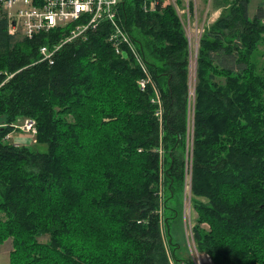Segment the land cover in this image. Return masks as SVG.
<instances>
[{
  "label": "trees",
  "instance_id": "16d2710c",
  "mask_svg": "<svg viewBox=\"0 0 264 264\" xmlns=\"http://www.w3.org/2000/svg\"><path fill=\"white\" fill-rule=\"evenodd\" d=\"M214 4L220 14L196 53L191 138L189 43L171 5H118L160 95L161 122L152 86L139 89L143 75L114 53L105 21L50 64L39 48L64 31L21 38L0 19L5 264H193L179 243L182 231L188 248V143L196 250L213 264H264L263 11L250 18L249 0ZM25 119L34 122V146L6 139Z\"/></svg>",
  "mask_w": 264,
  "mask_h": 264
},
{
  "label": "built area",
  "instance_id": "2783aa9c",
  "mask_svg": "<svg viewBox=\"0 0 264 264\" xmlns=\"http://www.w3.org/2000/svg\"><path fill=\"white\" fill-rule=\"evenodd\" d=\"M121 0H0V19L7 22V32L12 36L31 39L39 33H48L53 30L64 31V36L52 46H41L39 54L41 61L53 63L55 54L67 43L79 38H85L86 34L96 29L103 21L111 26V30L106 41L111 45L114 53L123 60H130L141 71L143 77L138 81L140 90L150 84L154 90L152 103L157 105L156 115L161 122L162 108L160 95L157 92L146 62L140 51L136 48L134 42L129 37L118 16V5ZM195 0H184L183 6L179 7L176 0H141V9L143 12H156L164 3L173 7L180 22L184 28L193 31L192 39L200 38L204 25L199 24L197 12L190 11V3ZM261 9L263 11L262 22L264 24V0H261ZM196 14V18L194 17ZM206 14V12H205ZM194 15V16H193ZM206 19V17H204ZM200 22V21H199ZM67 30V31H66ZM186 34V32H185ZM187 37V35H186ZM190 43V37H187ZM194 92V90H193ZM194 95V93H193ZM20 129L22 131L35 134L34 122L31 119H25ZM191 159V156H190ZM186 185L190 180V162L186 161ZM189 187V185H188ZM189 192V189L188 191ZM186 192V194H187ZM187 238L188 255L193 264H203L202 261L211 263V258L206 253H198L196 250L191 228H189ZM199 259L198 263L194 260ZM173 264V263H171ZM181 264H186L182 262Z\"/></svg>",
  "mask_w": 264,
  "mask_h": 264
},
{
  "label": "rangeland",
  "instance_id": "374dc122",
  "mask_svg": "<svg viewBox=\"0 0 264 264\" xmlns=\"http://www.w3.org/2000/svg\"><path fill=\"white\" fill-rule=\"evenodd\" d=\"M201 2V1H200ZM198 3L197 5V18H198V26L200 24V19L203 17V12L205 10L204 4L203 3ZM261 4L260 0H249V4H248V15L249 17H253L254 14L256 13V9L257 7ZM211 14V13H210ZM209 17V14H208ZM206 28V27H205ZM185 32L187 37H190V43H189V93H188V101H189V115H188V122H189V137L191 138V126H192V113H193V99H194V95H193V90H194V85H195V59H196V53H197V48H198V42H199V38L198 39H192L191 35L193 34V31L188 29V27H185ZM20 37V36H19ZM258 51H259V55L261 53V57H262V61H264V42L263 44L259 45L258 47ZM24 121H19L17 122V124H14L13 127L15 128V130L10 133L6 139L9 142H13L18 145V146H34L35 144V134H32L30 132H26V131H22L20 129L21 125L23 124ZM189 138V139H190ZM190 148H191V144L188 143V152L186 153V161L189 163L190 162ZM44 149V148H43ZM188 167V164L187 166ZM189 182L187 184V188H186V192L188 191L189 187ZM185 193V191H184ZM189 192H187V196L184 197L183 195V231L184 234H186L188 236L189 233V228H192L194 222H195V218H196V213L193 210L191 201L189 199ZM205 227V226H204ZM207 229V227H205ZM181 233V234H180ZM179 233V243L181 245L182 248H184V254H187L188 252V248H186V241L185 238H183L182 236V231H180ZM39 240L41 242H44L47 240L46 237H41L39 238ZM11 250V243L10 240L0 244V264H5L8 262V254ZM199 259H196L194 261H196L198 263ZM203 264H213L208 263L207 261H202Z\"/></svg>",
  "mask_w": 264,
  "mask_h": 264
},
{
  "label": "crops",
  "instance_id": "0c3cea01",
  "mask_svg": "<svg viewBox=\"0 0 264 264\" xmlns=\"http://www.w3.org/2000/svg\"><path fill=\"white\" fill-rule=\"evenodd\" d=\"M176 2L178 4V6L181 7V6H183L184 0H176ZM199 2L203 3L204 7H205V10L203 12V17L200 19V24L204 25V27H207L210 24H212L218 18L220 11H221V8L215 7V4H214L215 0H195V9L193 8L194 2L190 3V11L191 12H194V11L196 12L197 5ZM205 12H206V14H205ZM208 14H209V17H208ZM194 15L193 16L196 18V14H194ZM204 17H206V19H204ZM196 19H198V18H196ZM12 143H14V141Z\"/></svg>",
  "mask_w": 264,
  "mask_h": 264
}]
</instances>
